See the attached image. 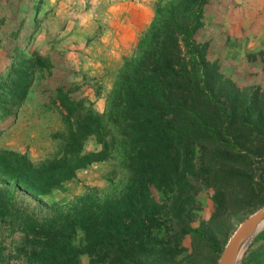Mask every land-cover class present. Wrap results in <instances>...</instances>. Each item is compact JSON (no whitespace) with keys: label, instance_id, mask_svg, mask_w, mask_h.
Masks as SVG:
<instances>
[{"label":"trees","instance_id":"16d2710c","mask_svg":"<svg viewBox=\"0 0 264 264\" xmlns=\"http://www.w3.org/2000/svg\"><path fill=\"white\" fill-rule=\"evenodd\" d=\"M210 1L158 0L103 113L80 102L73 86L57 87L51 98L62 130L47 158L0 149V264H78L83 255L89 264H216L225 239L190 227L198 192H212L213 223L264 206L255 182L264 162V89L238 88L197 39ZM8 3L17 38L28 6ZM10 54L0 122L49 69L39 55ZM89 137L99 152L84 153ZM106 157L114 165L104 189L87 187L63 204L40 200Z\"/></svg>","mask_w":264,"mask_h":264},{"label":"rangeland","instance_id":"374dc122","mask_svg":"<svg viewBox=\"0 0 264 264\" xmlns=\"http://www.w3.org/2000/svg\"><path fill=\"white\" fill-rule=\"evenodd\" d=\"M18 4L28 8L23 27L14 38L10 31L16 27L8 19L11 10L5 0H0V74L11 64L14 48L25 57L41 56L49 69L35 75L22 106L2 116L0 149L39 161L55 151L53 136L62 130L51 98L55 89L71 85L80 102L103 113L115 75L153 20L158 0H9L8 6ZM197 39L208 43L209 58L218 61L220 71L238 88L264 89V0H211L204 7ZM182 52L185 54L183 45ZM100 150L95 137L84 142V153ZM113 165L109 157L94 162L40 200L47 205L63 204L79 197L87 187L104 189ZM255 182L264 196V162L256 164ZM211 194L203 189L198 192L200 211L191 218L190 227L196 230L206 226L207 237L227 243L238 226L260 207L250 214L233 213L213 223ZM263 233L264 228L253 237L240 264H264ZM81 237L79 233L77 242ZM183 246L186 254L192 253L189 238ZM78 264H89V258L81 256Z\"/></svg>","mask_w":264,"mask_h":264},{"label":"water","instance_id":"95a60500","mask_svg":"<svg viewBox=\"0 0 264 264\" xmlns=\"http://www.w3.org/2000/svg\"><path fill=\"white\" fill-rule=\"evenodd\" d=\"M264 206L246 218L227 241L217 264H240L253 237L262 229Z\"/></svg>","mask_w":264,"mask_h":264},{"label":"bare ground","instance_id":"6f19581e","mask_svg":"<svg viewBox=\"0 0 264 264\" xmlns=\"http://www.w3.org/2000/svg\"><path fill=\"white\" fill-rule=\"evenodd\" d=\"M263 229L264 228V221L261 223V225L259 226V229Z\"/></svg>","mask_w":264,"mask_h":264}]
</instances>
